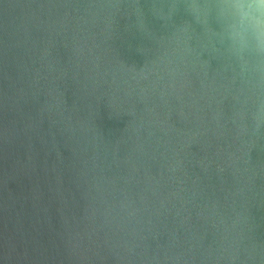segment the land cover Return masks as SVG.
I'll list each match as a JSON object with an SVG mask.
<instances>
[{
  "label": "water",
  "instance_id": "obj_1",
  "mask_svg": "<svg viewBox=\"0 0 264 264\" xmlns=\"http://www.w3.org/2000/svg\"><path fill=\"white\" fill-rule=\"evenodd\" d=\"M258 5L0 0V264H264Z\"/></svg>",
  "mask_w": 264,
  "mask_h": 264
},
{
  "label": "clouds",
  "instance_id": "obj_2",
  "mask_svg": "<svg viewBox=\"0 0 264 264\" xmlns=\"http://www.w3.org/2000/svg\"><path fill=\"white\" fill-rule=\"evenodd\" d=\"M250 7H255L257 9V15L253 16L250 12H244L242 13V16L245 19L251 18L254 26L259 30L261 27H264V18H262V15L264 14L260 13V10L264 9V0H259L258 6Z\"/></svg>",
  "mask_w": 264,
  "mask_h": 264
}]
</instances>
